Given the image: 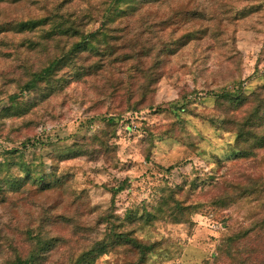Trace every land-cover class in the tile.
Here are the masks:
<instances>
[{
    "label": "rangeland",
    "instance_id": "obj_1",
    "mask_svg": "<svg viewBox=\"0 0 264 264\" xmlns=\"http://www.w3.org/2000/svg\"><path fill=\"white\" fill-rule=\"evenodd\" d=\"M61 1L58 13L90 45L106 20L125 17L111 14L112 0ZM135 1L131 22L172 23L177 40L159 63L142 49L127 60L129 49H74L68 64L31 87L68 49L55 40L29 46L39 37L15 23L58 0H0V179L24 178L0 193V264H72L108 240L114 222L149 249L115 242L82 264H229L221 251H235L232 232L264 215V145L255 156L236 155L250 141L237 137L232 114L253 112L264 128V102L251 97L264 85V0ZM139 67L159 73L142 99L136 86L147 72ZM232 89L250 101L246 113L221 110L216 95ZM241 174L257 175L259 191L236 198L238 189L227 187L221 197L215 182ZM172 197L189 208H170Z\"/></svg>",
    "mask_w": 264,
    "mask_h": 264
},
{
    "label": "trees",
    "instance_id": "obj_2",
    "mask_svg": "<svg viewBox=\"0 0 264 264\" xmlns=\"http://www.w3.org/2000/svg\"><path fill=\"white\" fill-rule=\"evenodd\" d=\"M125 1L126 0H112L113 4L111 7L113 8L111 14L113 15L121 12L122 15L125 14L124 20L117 24L112 23L113 21L106 20L103 23L104 25L102 32L100 33V38L98 41H96V43L91 45L85 40L87 37V32H85L84 29L58 13L60 5L59 0V4H57L53 10L47 13L38 15L34 14V16L27 17L26 19H19V21L15 23L19 29L34 31L39 37L38 39L40 41L38 39L36 41L29 40L27 42L29 46L35 47L37 45H45L46 47V45L51 40H55L58 44V49H68L61 53L59 58L54 59V61H52L49 65L41 69L39 72H36L33 79L29 81L27 86L32 87L36 84V82H44L46 80L45 78L48 77L51 72L55 71L58 67H61V64H63V66L68 64L70 61L68 58L71 59L70 54L74 49H90L89 51L91 55L99 53L101 49H129L125 52V55H123L126 60L132 58L137 49H142L141 51L144 55H148L152 52L153 62L156 64L159 63V55L166 49H172L174 47L173 43H175V40H177L171 37L173 36L174 31L171 28L172 23H168L170 18L157 17L156 19H143L140 17L138 21L131 22L128 20L129 17L132 19V16L138 12V7L141 6H137L135 0H132L131 3H129L131 0L129 2ZM153 1L154 0H152V2ZM60 2L62 4L61 0ZM126 5L129 7H125ZM117 32H120V35L115 37V33ZM113 38L115 42H113ZM138 69L142 73L147 72V77L142 79L141 82L136 86L137 93L141 96L140 99H142L152 88V84H154L158 78L159 73L157 74V72H153L151 67H139ZM115 88L116 85L114 86V89ZM238 91V89L223 90L216 95L217 102L219 103L221 110L229 112L231 110V106L239 105L241 107L237 108V110H239V112L246 113V110H242V106L249 103L250 101H247V99L243 98L241 91ZM251 97L254 104H256V101L259 103L264 102V85L259 89L253 90ZM128 98L129 97H127V99ZM254 111H256V107H254ZM232 114L235 117L234 119L237 137L240 139H248L250 141L246 149L236 150L235 154L244 157L255 156L256 149L264 145V128H256L255 122L253 121V112H250L246 116H240V118H238L234 112H232ZM246 119H249L250 122H248ZM254 125L255 129L252 131H248L249 129H246L252 128ZM262 126L263 124L260 125V127ZM257 177V175L241 174L240 176L233 178L223 177L221 181L215 183H221L224 186L222 188L223 192L220 194L221 197L223 196L225 198L227 196L225 192L228 190L227 187H230L232 189H238V193L236 194L237 198L239 194H256L259 191L261 183L257 182ZM23 180L24 178L0 179V193L4 191L5 185L8 184V186L17 187ZM47 182L48 181L45 179L44 175H39L35 179V184L39 188H43ZM220 196L218 193L211 196L213 203H215L217 206L222 204L219 200ZM260 196L261 194L257 198ZM231 200H235L234 197L231 196ZM171 206H173L175 209H178L180 212H182V214L187 208H189V205H183L179 200L173 197L170 208ZM177 218H180V216ZM113 224L111 223L110 225V230L112 233L108 236V240L105 239L104 242L92 247L86 254H82L80 258L75 259L72 264L85 263L91 258L88 257V254L99 255L104 253L106 252L108 246L112 247V243L115 242L127 244L131 249L138 248L142 254L146 249H149V247L144 246L133 235L125 231V229L115 231ZM232 233V243H234L236 252L231 251L230 249L226 250L227 247L223 248L221 251V256L227 262H229V264L235 260L238 261L237 264H264V215L261 217L258 216L255 219H251L247 225L235 228ZM46 240L47 239L42 241ZM109 241H111V243H109ZM37 245L39 249L36 250V254H40L41 247L39 243ZM32 256L35 255L33 254ZM32 260L33 258H30L29 261L24 259L20 260V262L23 264H32Z\"/></svg>",
    "mask_w": 264,
    "mask_h": 264
}]
</instances>
